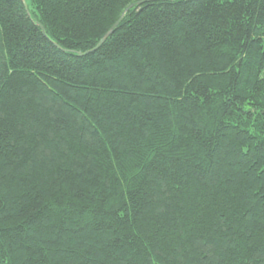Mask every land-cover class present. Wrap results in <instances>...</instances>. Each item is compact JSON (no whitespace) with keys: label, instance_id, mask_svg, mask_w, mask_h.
Wrapping results in <instances>:
<instances>
[{"label":"trees","instance_id":"obj_1","mask_svg":"<svg viewBox=\"0 0 264 264\" xmlns=\"http://www.w3.org/2000/svg\"><path fill=\"white\" fill-rule=\"evenodd\" d=\"M139 1L0 0V264H264V10L215 40L177 23L164 52L150 0L78 55ZM154 152L177 161L166 191Z\"/></svg>","mask_w":264,"mask_h":264},{"label":"snow or ice","instance_id":"obj_2","mask_svg":"<svg viewBox=\"0 0 264 264\" xmlns=\"http://www.w3.org/2000/svg\"><path fill=\"white\" fill-rule=\"evenodd\" d=\"M251 2V0H249ZM261 4L262 10H264V0H258ZM157 3L161 4L163 7L160 9L159 13L154 17H149L150 22H146V29H150L149 35L152 32L165 33V39L161 43V51L167 52L168 49V31L177 23L180 24L179 31L185 33L187 36L195 38L208 39H218L223 36L226 32L232 31V26L235 25L239 27L243 23L240 18L245 15L244 3L245 0H157ZM106 39V37H101V40ZM155 42V41H154ZM174 43V40H173ZM138 71L142 70L137 69ZM5 69L0 67V80L3 79V73ZM264 82V78H262ZM212 101V96L208 94L207 88H199L192 85V91L190 98L186 100V103H190L193 107L201 105L204 107H210ZM207 102V103H206ZM243 103V102H241ZM238 111V110H237ZM264 111V109H261ZM252 109L247 110V114L251 117ZM3 127V118L0 116V128ZM239 130V129H235ZM261 131H264L262 127ZM248 139H254L259 136V132L254 133L252 136H248V133H243ZM197 138L199 139V134L197 133ZM141 138L137 137L139 141ZM158 148L163 149V145H158ZM254 150L257 152H264V136H261L257 144L253 145ZM147 150V148H145ZM245 152L250 155L251 152L246 148ZM155 159L149 161V164L155 168V171L159 173L158 177L153 179H158L161 183L162 190L166 191V183H171L168 179V170L175 171L174 165L177 161L168 160L167 155L157 156L153 153ZM156 160L159 164H156ZM149 193L146 189L138 190L132 193L129 197L131 204H126L125 207L134 208L135 211L132 213L134 216H139L144 207V201L148 198ZM74 203V202H73ZM47 209H44L46 211ZM41 213V204L33 205L30 209L26 208L24 210V217L29 223L33 220H37L38 214ZM106 213H98V215H105ZM129 221L127 215H121L119 219H114L113 223L116 224H127ZM103 229L101 224L97 231ZM3 233L0 232V238H2ZM39 264V260L37 261Z\"/></svg>","mask_w":264,"mask_h":264},{"label":"water","instance_id":"obj_3","mask_svg":"<svg viewBox=\"0 0 264 264\" xmlns=\"http://www.w3.org/2000/svg\"><path fill=\"white\" fill-rule=\"evenodd\" d=\"M149 1H150V0H145V1L143 0V1H139V2H136V3H133L132 5H130V7H129L128 9H125V10L122 12V14H121L120 18L118 19V21L112 26L111 29H109V31H108L107 33H105V34L103 35V37H106V39H107V38H108V37L114 32V30H115V29L117 28V26L121 23L122 19L124 18V16L126 15V13H127V11H128L129 9L134 8V7H137V6H140V5H142L143 3H145V2H149ZM20 2H21V4H22V6H23V9H24V11H25L27 17L30 18V14H29L28 7H27V5H26L25 0H20ZM33 23H34V25L40 30L41 35H42L43 37H45V38H48V37L46 36V33H45V30H44L43 26H42L40 23H38V22H33ZM106 39H104V40H101V39H100V40L98 41L97 45H96L92 50H90V51H86V52H84V53H78V55H79V56H83V55H86V54H89V53L95 51L96 49H98V48H99V47L105 42ZM48 40H49V39H48ZM49 42H50L54 47H56L57 49H60V48L57 46L56 43H54V42H52V41H50V40H49Z\"/></svg>","mask_w":264,"mask_h":264}]
</instances>
